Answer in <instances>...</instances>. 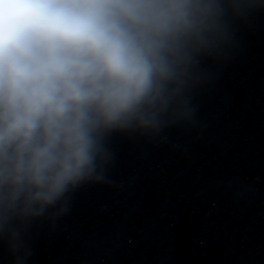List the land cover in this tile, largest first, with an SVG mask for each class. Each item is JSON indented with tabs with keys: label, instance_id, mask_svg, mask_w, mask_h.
Returning a JSON list of instances; mask_svg holds the SVG:
<instances>
[{
	"label": "clouds",
	"instance_id": "1",
	"mask_svg": "<svg viewBox=\"0 0 264 264\" xmlns=\"http://www.w3.org/2000/svg\"><path fill=\"white\" fill-rule=\"evenodd\" d=\"M264 0H0V248L33 254L77 193L113 186V139L198 126L200 93Z\"/></svg>",
	"mask_w": 264,
	"mask_h": 264
}]
</instances>
